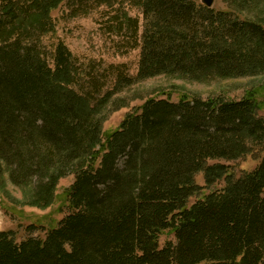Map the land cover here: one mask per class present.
Wrapping results in <instances>:
<instances>
[{
    "label": "trees",
    "instance_id": "1",
    "mask_svg": "<svg viewBox=\"0 0 264 264\" xmlns=\"http://www.w3.org/2000/svg\"><path fill=\"white\" fill-rule=\"evenodd\" d=\"M226 2L229 11L193 0H0V190L9 183L26 204L49 207L74 176L68 211L44 236L36 224L23 238L0 231V264H264V154L238 177L209 163L264 149L254 92L150 98L103 130L113 98L137 82L264 76V0ZM61 6L71 17L107 7L118 50L140 49L137 75L81 63L63 41L48 51ZM166 231L176 242L161 246Z\"/></svg>",
    "mask_w": 264,
    "mask_h": 264
},
{
    "label": "rangeland",
    "instance_id": "2",
    "mask_svg": "<svg viewBox=\"0 0 264 264\" xmlns=\"http://www.w3.org/2000/svg\"><path fill=\"white\" fill-rule=\"evenodd\" d=\"M197 4H203V0H193ZM227 0H214L212 8L219 11H229ZM251 7L250 12L257 14L261 7ZM121 5V3H120ZM124 7L130 14L143 18L137 9H131L129 5ZM90 9V8H89ZM257 9V10H256ZM261 12V11H260ZM66 6H61L52 13V19L55 24L54 32L48 33L43 37V42L48 51L53 48L57 41H63L73 55L81 60V63H87L90 60L103 61L105 65H126L128 73L136 76L139 68L140 49L130 50L127 53L118 50V42L121 40L114 34L108 33L105 27L106 15H109L107 7L93 9L88 14H80L76 17L69 15ZM246 13H241L242 17ZM251 15V14H250ZM140 34L142 35L143 27ZM249 92H254L257 102L260 104L259 114L264 117V76L254 78L240 79H214L203 82L185 80L182 78H173L159 76L153 79L137 82L130 88H127L117 94L113 100L115 104L110 106V113L103 124L105 133L116 130L125 116L131 113L135 108L140 107L150 98H170L178 101L182 96L188 98L201 97L203 99L223 97L227 100H240ZM264 154V149L255 152L254 155H248L236 161L224 162L220 160L210 161V164L225 163L230 165L231 171L240 176L241 174L253 170L259 163L258 157ZM74 181L73 174L60 180L57 191L56 201L49 207L28 205L25 202V195L21 189L13 187L7 183L3 190H0V231L14 230L19 238L27 236V228L31 224H36L40 228L34 235L44 236V230L55 225L62 216L68 211L66 202V190ZM199 185L205 186L203 174L196 178ZM225 187V181H218L214 185L206 188L204 194L221 190ZM195 198L190 203L194 202ZM176 242L175 234L166 231L160 237V244L164 246L166 242Z\"/></svg>",
    "mask_w": 264,
    "mask_h": 264
},
{
    "label": "water",
    "instance_id": "3",
    "mask_svg": "<svg viewBox=\"0 0 264 264\" xmlns=\"http://www.w3.org/2000/svg\"><path fill=\"white\" fill-rule=\"evenodd\" d=\"M214 3V0H203V4L208 7V8H212Z\"/></svg>",
    "mask_w": 264,
    "mask_h": 264
}]
</instances>
